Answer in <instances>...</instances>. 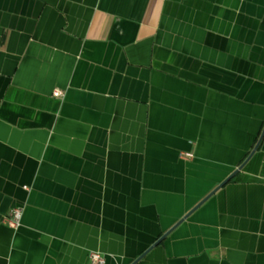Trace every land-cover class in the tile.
Masks as SVG:
<instances>
[{
  "label": "crops",
  "instance_id": "1",
  "mask_svg": "<svg viewBox=\"0 0 264 264\" xmlns=\"http://www.w3.org/2000/svg\"><path fill=\"white\" fill-rule=\"evenodd\" d=\"M92 250L264 264V0H0V262Z\"/></svg>",
  "mask_w": 264,
  "mask_h": 264
},
{
  "label": "built area",
  "instance_id": "2",
  "mask_svg": "<svg viewBox=\"0 0 264 264\" xmlns=\"http://www.w3.org/2000/svg\"><path fill=\"white\" fill-rule=\"evenodd\" d=\"M56 94L61 93L60 90L55 91ZM185 156H192V152H185ZM22 208L20 206H14L10 212L6 215L5 220L12 227H18L21 224ZM90 259L93 263H103L105 261V256L101 251L92 250L90 252Z\"/></svg>",
  "mask_w": 264,
  "mask_h": 264
},
{
  "label": "water",
  "instance_id": "3",
  "mask_svg": "<svg viewBox=\"0 0 264 264\" xmlns=\"http://www.w3.org/2000/svg\"><path fill=\"white\" fill-rule=\"evenodd\" d=\"M258 146V143H257V145H256V147ZM241 166V165H240ZM237 170H238V168L236 169V170H234L230 175H228V177H226V179H224L221 183H219L213 190H211L203 199H201V201H199V203L198 204H200L203 200H205L207 197H209L217 188H219L222 184H224L226 181H228L229 179H231L234 175H235V173L237 172ZM197 204V205H198ZM196 205V206H197ZM184 218V217H183ZM183 218H181L176 224H178ZM175 224V225H176ZM174 225V226H175ZM173 228V227H172ZM172 228H170L168 231H166L165 233H163V235H161L155 242H154V244L155 243H158L162 238H164L169 232H170V230L172 229ZM140 256H142V255H140ZM139 258V257H138ZM137 258V259H138ZM136 259V260H137Z\"/></svg>",
  "mask_w": 264,
  "mask_h": 264
},
{
  "label": "trees",
  "instance_id": "4",
  "mask_svg": "<svg viewBox=\"0 0 264 264\" xmlns=\"http://www.w3.org/2000/svg\"><path fill=\"white\" fill-rule=\"evenodd\" d=\"M0 264H4V263L0 262Z\"/></svg>",
  "mask_w": 264,
  "mask_h": 264
}]
</instances>
